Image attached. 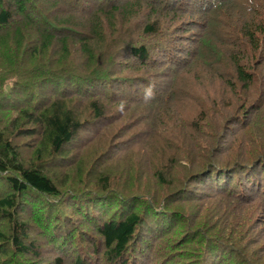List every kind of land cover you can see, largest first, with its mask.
<instances>
[{"label":"trees","instance_id":"obj_1","mask_svg":"<svg viewBox=\"0 0 264 264\" xmlns=\"http://www.w3.org/2000/svg\"><path fill=\"white\" fill-rule=\"evenodd\" d=\"M0 264H264V0H0Z\"/></svg>","mask_w":264,"mask_h":264},{"label":"rangeland","instance_id":"obj_2","mask_svg":"<svg viewBox=\"0 0 264 264\" xmlns=\"http://www.w3.org/2000/svg\"><path fill=\"white\" fill-rule=\"evenodd\" d=\"M191 73H187V74H185V79H186V81H187V86L188 87H190V88H192V89H194L195 90V92H196V94H195V96L197 97H199V95L201 96V97H204L203 99H205V97H207V95H206V90H205V83L204 84H201V83H199V82H192L190 79H191V75H190ZM215 92L216 93H218V94H220L219 92H217L216 90H215ZM196 97H192V98H196ZM187 108H189V109H187V110H185L184 112H185V114H188V113H193V111H194V109L196 108V107H194V106H192L191 105V107L190 106H187Z\"/></svg>","mask_w":264,"mask_h":264}]
</instances>
